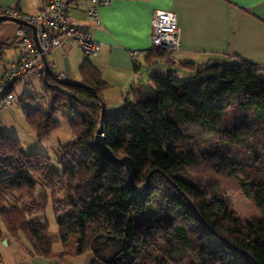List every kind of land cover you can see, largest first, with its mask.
<instances>
[{
  "label": "trees",
  "instance_id": "1",
  "mask_svg": "<svg viewBox=\"0 0 264 264\" xmlns=\"http://www.w3.org/2000/svg\"><path fill=\"white\" fill-rule=\"evenodd\" d=\"M13 43L0 41V62ZM171 55L153 48L146 60L171 63ZM86 56L79 81L60 82L45 69L48 102L24 107L38 140L59 129V114L67 118L73 139L59 147L62 173L50 156L25 152L0 121V239L6 234L45 258L91 253V264H264V215L242 222L220 191L233 179L264 214V66L184 62L191 75L174 69L133 90L104 121L113 155L135 163L132 186L124 167L95 146L108 84ZM10 72L0 80L15 100L24 76L10 81ZM201 165L211 175L201 179ZM59 242L65 250L56 252Z\"/></svg>",
  "mask_w": 264,
  "mask_h": 264
},
{
  "label": "crops",
  "instance_id": "2",
  "mask_svg": "<svg viewBox=\"0 0 264 264\" xmlns=\"http://www.w3.org/2000/svg\"><path fill=\"white\" fill-rule=\"evenodd\" d=\"M39 7L38 0H0V12L18 8L27 13H36ZM88 7V0H77L70 8V20L73 25L89 30L92 37L101 43L99 54L89 58L108 84L104 92L106 116L131 102L134 99L133 90L148 83L151 76L180 69L179 64L184 62L202 65L245 60L264 66V0H114L112 5L99 8L100 23L89 17ZM157 10L177 14L181 47L172 52L171 63L161 60L151 66L146 58L136 63L128 52L152 48V20ZM17 27L13 22H2L0 41L13 42ZM9 50L11 55L8 54L7 61L0 62L3 63L0 64V79L13 68L19 57L18 47L14 43ZM86 57L74 42L56 47L46 56L47 72L50 71L55 77L57 73L64 72L67 80L79 81L80 66ZM1 241L5 246L15 243L17 249L22 251L15 262L6 261L1 253L0 258L5 264L68 263L67 256L60 260L31 255L27 250L28 244H19L6 234ZM54 247L57 252L63 251L59 243ZM75 257L82 258L83 254L71 258ZM88 257L85 264L92 263L93 255Z\"/></svg>",
  "mask_w": 264,
  "mask_h": 264
},
{
  "label": "built area",
  "instance_id": "3",
  "mask_svg": "<svg viewBox=\"0 0 264 264\" xmlns=\"http://www.w3.org/2000/svg\"><path fill=\"white\" fill-rule=\"evenodd\" d=\"M39 10L36 13H27L18 8H8L5 15L19 18L37 28L34 40L33 30L29 34L18 25L15 42L19 48V60L11 69L8 80H14L20 76L40 78L44 75L46 66L43 57H46L54 48L63 47L70 42L76 45L88 56H96L101 49V43L92 37L89 30L76 26L70 20V8L77 0H38ZM87 13L96 23H100L99 8L112 5L114 0H88ZM152 33V48H160L174 52L181 47L180 26L177 14L174 11L157 10L154 13ZM149 50H130L129 56L137 62L141 58L149 56ZM51 65L50 67H52ZM67 74H56L58 80H65ZM7 83L0 80V105L12 102L14 95L6 93ZM0 264H5L0 258Z\"/></svg>",
  "mask_w": 264,
  "mask_h": 264
},
{
  "label": "rangeland",
  "instance_id": "4",
  "mask_svg": "<svg viewBox=\"0 0 264 264\" xmlns=\"http://www.w3.org/2000/svg\"><path fill=\"white\" fill-rule=\"evenodd\" d=\"M7 56L3 59L7 61L8 54L11 55V51H7ZM2 62V61H1ZM0 63V64H3ZM10 66V65H9ZM179 70V74L182 77L191 75L193 72H189L183 69ZM28 97L33 98V101L29 100ZM48 102V96L45 94L43 89V82L40 78H34L30 76H24L19 80L15 87V100L11 103H4L0 107V121L3 124L4 129L11 134V136L16 137L20 140L22 149L27 153H41L51 157L52 165L57 170V172L62 173L63 168L58 163L59 157V147L60 145H66L73 139L72 130L69 126L68 120L62 114L58 115L61 126L59 129L54 131L51 135L38 140L34 131L28 126L25 117H24V107L25 106H43ZM213 138L210 139L212 141ZM202 149H205L204 145H200ZM196 173L198 176H201V179L205 178L204 176L211 175L207 172L206 167L198 166ZM221 183V182H220ZM220 191L224 193L226 190V197L228 198L230 209L237 215V217L242 222L252 221L255 218L261 217L264 214L256 207L253 200L246 197L237 187L233 179H223ZM197 213V212H196ZM46 217L50 223V229L53 232L58 230V225L55 221V215L49 204ZM1 224V223H0ZM2 226V224L0 225ZM80 244V242L78 241ZM78 243L75 246L78 247ZM56 244V243H55ZM54 244V245H55ZM59 244H61L59 242ZM62 249L65 250V247L61 244ZM54 250L56 247H53ZM6 261H18L16 256H21L22 251L17 249L15 243H11L10 246H5L0 239V255ZM87 255V256H86ZM91 253H84L82 258H71L67 259V264H85L86 258L89 259ZM57 258V257H55ZM54 258V259H55ZM87 259V260H88Z\"/></svg>",
  "mask_w": 264,
  "mask_h": 264
},
{
  "label": "water",
  "instance_id": "5",
  "mask_svg": "<svg viewBox=\"0 0 264 264\" xmlns=\"http://www.w3.org/2000/svg\"><path fill=\"white\" fill-rule=\"evenodd\" d=\"M13 22L16 23L17 25H29L32 30H33V36H34V40L35 42L38 44V39L36 37V31L37 28L34 25H31L19 18L16 17H12V16H8L5 14H0V23L2 22ZM43 62L46 66V69L48 70V66H47V62H46V57H43ZM60 82L63 83H72L69 80H60ZM105 116H106V104L105 102L102 103V113H101V119H100V125L97 129V132L95 134V138H94V143L95 146L97 147L98 151L100 152V154L108 161L119 165V166H123L126 174L128 176V180L130 182V184L132 186H134V178L136 175V167H135V163L133 161V159L127 155L121 157V158H117L113 155V153L111 152L109 146L107 145V141H106V136H105V127H104V121H105ZM189 205L197 212V214L199 215L196 207L194 206V204L192 202L189 203Z\"/></svg>",
  "mask_w": 264,
  "mask_h": 264
}]
</instances>
